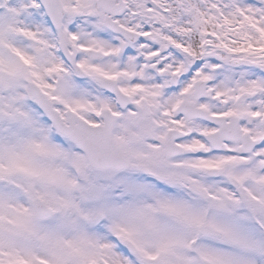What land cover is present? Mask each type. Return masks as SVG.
Returning <instances> with one entry per match:
<instances>
[{"label":"snow or ice","instance_id":"6c2138e0","mask_svg":"<svg viewBox=\"0 0 264 264\" xmlns=\"http://www.w3.org/2000/svg\"><path fill=\"white\" fill-rule=\"evenodd\" d=\"M0 264H264V0H0Z\"/></svg>","mask_w":264,"mask_h":264}]
</instances>
